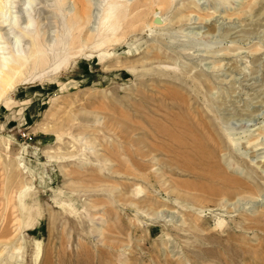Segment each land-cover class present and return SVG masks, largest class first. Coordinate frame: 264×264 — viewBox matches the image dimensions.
<instances>
[{
    "label": "rangeland",
    "instance_id": "374dc122",
    "mask_svg": "<svg viewBox=\"0 0 264 264\" xmlns=\"http://www.w3.org/2000/svg\"><path fill=\"white\" fill-rule=\"evenodd\" d=\"M74 1L1 12L50 48L0 101V264H264V0Z\"/></svg>",
    "mask_w": 264,
    "mask_h": 264
},
{
    "label": "bare ground",
    "instance_id": "6f19581e",
    "mask_svg": "<svg viewBox=\"0 0 264 264\" xmlns=\"http://www.w3.org/2000/svg\"><path fill=\"white\" fill-rule=\"evenodd\" d=\"M34 1L36 2V0H30L31 3ZM70 1H72V0H70ZM156 2L158 4H161L160 3L161 0H159V1L158 0H141V3L143 4V6H146V7L152 6V8H153V4ZM73 3H75L74 0H73ZM141 3H139V5ZM139 5H138V7H139ZM143 6H141V7H143ZM157 6L159 8L161 5H157ZM4 7H5V0H0V30H4V31H0V39H4L5 41H7L6 43H9V45H11V46L8 47V45L3 44V43H5V41H3V40L0 41V101L3 100V98H6L9 95V93L12 90H14L17 87V85H19L20 82L24 81L22 75L24 73V70L29 65L33 64L34 68H36V67L42 68L46 65L47 58H48V52H49L47 49V46L50 48L49 45L45 44L46 45L45 46L44 44H42L45 46V48H44L40 44V41H39L40 38L38 36H37L38 38H36L33 35L32 31H31L32 30L31 26H33L32 24H33L34 19H33V17H31L30 14L28 15L29 11L25 12L26 10L24 11V9L22 7H19L21 12H23L25 15H22L20 20H19V17H17L18 19L17 18H15V19L11 18L10 20H7L1 16V12H3ZM33 10L34 9H32V11ZM142 13H144V12H142ZM147 13H148V11H147ZM26 14H27V16H26ZM87 16H89L87 7L85 4H82V7H81L80 11H78V13L76 14V17L80 18V20H81V18L87 19L86 18ZM24 36H33L34 38H36V39L33 38V40H34L33 47L29 50L28 53H22L21 52V50L25 51V49H26L25 45L22 46L21 50L14 48V47H16V45L18 46L21 44L22 38ZM171 119H170V122H171ZM172 126L174 127L173 131H175L174 132L175 135L174 134L173 135L175 137L177 136V140H176L177 144L188 145V147L194 149V151L197 153L198 156H200V155L202 157L204 156L203 158L201 157L203 160H205V158L207 159V157L211 158L212 162L214 164L213 166L217 167V165L215 164L216 162L213 161V158H214L213 153L210 152L211 150L209 149V146L207 145L208 140H207V138H205V136L210 137L212 134L209 135L208 134L209 132L207 133L208 136H207V134L204 135L205 133H203V134L198 133L197 134L194 130L191 129V126H188L187 124H184V123L182 124V122L177 118L175 120H173ZM160 127H161V125H160ZM160 127H157V128L162 129ZM163 131H166V130L164 129ZM167 131H169V129ZM173 131L170 130L166 134L172 136ZM160 133H162V132H160ZM162 134H165V133H162ZM159 137L160 136H158V138ZM215 137L213 139H211V141H213L214 139L216 140L217 137L216 138ZM175 139H174V141H175ZM211 141L209 143H211ZM212 143H214V142H212ZM216 143H215V145H216ZM161 144H159V146ZM156 145H158V142L155 143V147H156ZM170 146H171V143H170ZM175 146L177 147L176 144H175ZM160 147H162V146H160ZM163 147H164V145H163ZM173 147H172V150H173ZM206 147L208 148V150ZM178 148L179 147H177V149ZM175 151H176V148H175L174 152ZM169 154L171 155V153L168 152V155ZM179 154H181V153H179ZM186 154H187V152H186ZM176 155H178V154L176 153ZM182 155H184V154H182ZM188 155H190V154H188ZM184 157H186V156H184ZM189 157H191V156H189ZM187 158H188V156H187ZM191 158H193V157H191ZM263 160H264V157H263ZM208 161H210V160H208ZM231 184H235L234 186L240 185L236 182H232Z\"/></svg>",
    "mask_w": 264,
    "mask_h": 264
}]
</instances>
